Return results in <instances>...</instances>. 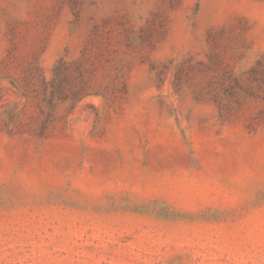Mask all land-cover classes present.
Returning <instances> with one entry per match:
<instances>
[{
    "label": "rangeland",
    "instance_id": "obj_1",
    "mask_svg": "<svg viewBox=\"0 0 264 264\" xmlns=\"http://www.w3.org/2000/svg\"><path fill=\"white\" fill-rule=\"evenodd\" d=\"M0 264H264V0H0Z\"/></svg>",
    "mask_w": 264,
    "mask_h": 264
}]
</instances>
